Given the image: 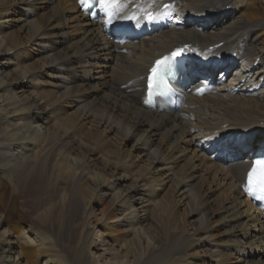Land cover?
Returning a JSON list of instances; mask_svg holds the SVG:
<instances>
[{
    "label": "bare ground",
    "instance_id": "1",
    "mask_svg": "<svg viewBox=\"0 0 264 264\" xmlns=\"http://www.w3.org/2000/svg\"><path fill=\"white\" fill-rule=\"evenodd\" d=\"M181 45L189 89L147 107L148 68ZM259 150L264 0L94 20L77 0H0V264H264L244 190Z\"/></svg>",
    "mask_w": 264,
    "mask_h": 264
},
{
    "label": "snow or ice",
    "instance_id": "2",
    "mask_svg": "<svg viewBox=\"0 0 264 264\" xmlns=\"http://www.w3.org/2000/svg\"><path fill=\"white\" fill-rule=\"evenodd\" d=\"M87 2L88 0H80L82 6H87ZM100 3L109 15V18L123 12V10L128 6V0H100ZM165 7H168V5ZM137 10L143 11L148 19L156 18L148 12L146 8L138 6ZM125 18L134 20L138 17L133 14L131 16H126ZM182 52L183 49H177L172 53V57H178L182 54ZM170 67L171 64L169 57H164L155 62V66L151 68V75L148 79L149 96H151L154 91L158 90L163 85L164 75ZM245 191L257 199H264V159L256 160L253 167L248 172Z\"/></svg>",
    "mask_w": 264,
    "mask_h": 264
},
{
    "label": "rangeland",
    "instance_id": "3",
    "mask_svg": "<svg viewBox=\"0 0 264 264\" xmlns=\"http://www.w3.org/2000/svg\"><path fill=\"white\" fill-rule=\"evenodd\" d=\"M207 15V12L205 13V16ZM216 17L213 19V24L216 22ZM204 20V18H200L199 20H197V22H202ZM195 24V23H194ZM202 28H205V27H202ZM239 62H243V64H245V62H246V60L244 59V60H239ZM209 69H211L210 68V66L208 67ZM238 71L236 70V72H234V71H231V73H229V74H226V72H225V70H224V68L222 67V66H220V67H218V69H217V76H219L220 75V73H222L220 76H222L224 79H225V81H235L236 80V78L239 76L238 75V73H237ZM235 78V79H234ZM236 152H234L233 154H235ZM232 159V158H231Z\"/></svg>",
    "mask_w": 264,
    "mask_h": 264
}]
</instances>
